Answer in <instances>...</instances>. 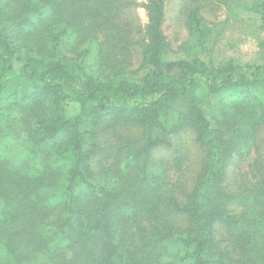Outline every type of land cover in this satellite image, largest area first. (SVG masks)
I'll return each instance as SVG.
<instances>
[{"label":"trees","instance_id":"1","mask_svg":"<svg viewBox=\"0 0 264 264\" xmlns=\"http://www.w3.org/2000/svg\"><path fill=\"white\" fill-rule=\"evenodd\" d=\"M187 1L170 57L165 0L144 28L122 0H0V264H264V39L260 61L204 57L231 20L264 36V0ZM181 132L187 188L155 156L180 171Z\"/></svg>","mask_w":264,"mask_h":264},{"label":"rangeland","instance_id":"2","mask_svg":"<svg viewBox=\"0 0 264 264\" xmlns=\"http://www.w3.org/2000/svg\"><path fill=\"white\" fill-rule=\"evenodd\" d=\"M145 1L146 0H122L123 4L128 3V17L131 18L134 26L140 24V26L144 28L147 23V14L144 7ZM238 3L242 4V1ZM188 6H192V3L189 5L187 0H165L163 32L170 42L172 49H174L170 57L183 55L179 47L190 38L188 29L185 26V13ZM202 8L201 14L209 23H218L227 18L230 19V15L225 6H217V8L210 9L209 5L206 4ZM135 32L136 31L133 30L132 34L137 37L138 34ZM263 39L264 36L255 31V22L251 18L245 17L243 20L237 22L231 20L222 38H219L213 50L204 57H209L208 59H213L215 61L227 58L228 56H233L240 61H260L263 52L259 43L263 41ZM139 61L140 54L136 51L131 57V67H137ZM67 110L73 112L75 107L70 104ZM193 138L194 135L191 132H181L173 137L174 143L177 146L184 147L185 150L187 147L189 150V158L180 171L176 170L175 166L169 162L172 155L168 150L163 148L155 150L156 158H162L168 161L167 174L169 180H180L186 188L190 187L191 180L194 178L201 160L200 149L193 142ZM252 158L253 155H250L242 164V169L246 172L245 176H247L246 179L248 180L252 179L254 176V174L251 173ZM236 171V166L230 167L228 173L229 181H232ZM222 231L223 230L220 228L219 233L222 234Z\"/></svg>","mask_w":264,"mask_h":264}]
</instances>
